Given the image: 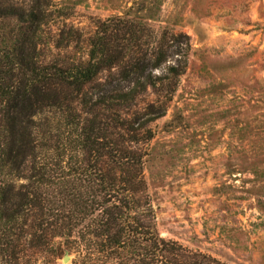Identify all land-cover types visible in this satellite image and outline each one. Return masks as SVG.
<instances>
[{
  "label": "trees",
  "instance_id": "obj_1",
  "mask_svg": "<svg viewBox=\"0 0 264 264\" xmlns=\"http://www.w3.org/2000/svg\"><path fill=\"white\" fill-rule=\"evenodd\" d=\"M48 7L0 0V264H223L160 236L144 179L189 37L131 5L96 22L85 59L45 63ZM45 112L60 120L40 132Z\"/></svg>",
  "mask_w": 264,
  "mask_h": 264
},
{
  "label": "rangeland",
  "instance_id": "obj_2",
  "mask_svg": "<svg viewBox=\"0 0 264 264\" xmlns=\"http://www.w3.org/2000/svg\"><path fill=\"white\" fill-rule=\"evenodd\" d=\"M48 1L45 63L85 59L96 22L131 5L159 9V25L189 37L173 99L150 125L144 179L157 231L223 264H264V0ZM37 119L40 132L60 120Z\"/></svg>",
  "mask_w": 264,
  "mask_h": 264
},
{
  "label": "water",
  "instance_id": "obj_3",
  "mask_svg": "<svg viewBox=\"0 0 264 264\" xmlns=\"http://www.w3.org/2000/svg\"><path fill=\"white\" fill-rule=\"evenodd\" d=\"M70 262H71V257L69 255V253L64 250L61 263L62 264H69Z\"/></svg>",
  "mask_w": 264,
  "mask_h": 264
}]
</instances>
